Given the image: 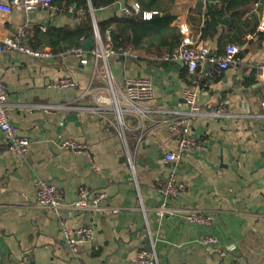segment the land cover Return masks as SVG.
I'll list each match as a JSON object with an SVG mask.
<instances>
[{
	"label": "crops",
	"instance_id": "obj_1",
	"mask_svg": "<svg viewBox=\"0 0 264 264\" xmlns=\"http://www.w3.org/2000/svg\"><path fill=\"white\" fill-rule=\"evenodd\" d=\"M86 1L97 25L124 15L123 7L136 2L117 0L94 8L91 0ZM197 1L175 0L173 25L187 24L199 42L223 53L239 21L224 14L216 31L208 32L210 5L199 12ZM54 4L58 7L54 12L38 8L25 13L16 8V15L13 11L0 17V36L12 35L26 23L32 45L40 26L75 27L85 18V13H78L85 10L82 4L60 5L56 0ZM212 5L219 8L221 0ZM249 8L242 21L252 22L256 29L236 42L242 46L240 64L213 77L200 71L195 75L200 77L199 103L213 110L223 101L226 115L196 117L192 135L204 142V148L188 151L176 162L165 161L164 153L176 149L169 131L172 111L187 107L184 89L191 78L183 62L121 53L109 59L118 84L127 76H142L150 78L154 88L153 98L145 103L152 112L126 116L122 132L111 110L107 83L94 75L92 60L83 64L68 51L44 60L19 52L0 54L11 123L31 141L28 154L18 157L7 150L0 131V264H135L137 252L151 242L160 264H264V82L254 73V66L264 62V34L246 39L257 32L264 0ZM131 27L122 29L129 48ZM65 77L77 85L59 88L56 82ZM45 105L55 108L46 112ZM94 108L101 110L93 112ZM64 139L86 143L88 153L62 148ZM171 171L187 188L175 198H165L155 186ZM39 179L60 188L66 203L77 200L81 185L93 193L105 191L107 210L42 208L37 203ZM163 203L175 209L174 215L160 216ZM189 209L211 214L214 220L190 223L185 219ZM62 220L69 229L82 225L95 229L77 257L65 242ZM206 237L217 242L204 244Z\"/></svg>",
	"mask_w": 264,
	"mask_h": 264
},
{
	"label": "built area",
	"instance_id": "obj_2",
	"mask_svg": "<svg viewBox=\"0 0 264 264\" xmlns=\"http://www.w3.org/2000/svg\"><path fill=\"white\" fill-rule=\"evenodd\" d=\"M207 4L209 0H202ZM15 8L29 13L38 8L56 11L58 7L54 0H0V17L4 18L10 15ZM71 11H74L70 8ZM140 5L135 2L132 6H125L122 9L124 15L131 16L139 13ZM80 16L85 10H78ZM156 11L144 12V19H150ZM94 22V21H93ZM41 30L46 31V26H40ZM182 34V41L179 45L169 52L154 55L157 59H165L175 62H183L186 65L187 72L191 78V84L184 89V100L186 109L182 111H172L173 117L169 124V131L176 142V149L167 150L164 153V160L167 162H176L182 158L186 152L191 150H202L204 142L196 139L192 135V122L199 116L222 117L226 115L225 104L222 101L220 106L213 110H206L199 103L198 81L200 77L195 75L200 71L204 76L213 77L215 73L221 72L227 68L237 67L241 62L242 46L237 43H230L223 53L213 50L209 45L201 43L191 35L187 24L181 23L179 26ZM28 25L25 23L20 26L12 35L0 36V54L4 52H19L36 59L53 58L54 53L50 48H35L28 41ZM95 46L89 51H85L82 46L74 47L68 51L80 58L81 63L87 64L89 60L93 61L95 67L94 75L100 76L107 83V90L110 94L109 100L111 110L115 116L116 126L120 127L122 132L125 127L126 116L136 117L148 116L152 110L145 105L154 96L153 83L150 78L142 76H127L122 84H118L109 67V59L121 53L124 56H137L131 48L124 43L114 44L111 31L108 29L104 35L101 34L98 25L94 22ZM264 34V16L261 17L257 32L248 34L246 39H254L257 34ZM67 53V54H68ZM210 67L204 72L205 66ZM101 68V70H100ZM254 73L257 79L264 82V62L254 66ZM59 88L75 87L76 81L69 77L62 78L56 82ZM7 92L3 80L0 78V131L6 138L7 150L18 157H25L30 150V138L22 135L19 128L11 123L10 115L7 109ZM264 107V103H262ZM46 112H51L55 106H43ZM101 108H94L93 112H99ZM123 135V133H122ZM61 147L71 150L76 154H87L88 146L86 143L76 139H64ZM37 186V203L42 208H51L59 211L63 207H69L74 210H94L103 212L107 210L104 201L108 194L105 191L93 193L86 185L78 188V198L74 202L66 203L65 197L60 188L50 182L39 179ZM159 194L165 198H175L182 194L187 184L178 178L175 171H171L167 179L155 186ZM174 210L169 208L166 203L159 208L160 216H172ZM117 211V209H113ZM185 219L194 224H210L214 216L204 213L198 209H189L185 212ZM63 236L70 250V253L77 257L83 246L90 242L95 234V229L91 225H82L74 229H69L65 221L61 222ZM217 242L214 237H206L204 244ZM135 264H160V259L155 250L153 242L150 246L140 249L134 259Z\"/></svg>",
	"mask_w": 264,
	"mask_h": 264
},
{
	"label": "trees",
	"instance_id": "obj_3",
	"mask_svg": "<svg viewBox=\"0 0 264 264\" xmlns=\"http://www.w3.org/2000/svg\"><path fill=\"white\" fill-rule=\"evenodd\" d=\"M60 5L65 3L82 4L85 7V18L75 27L49 25L45 32L37 31L32 45L35 48L49 46L54 54L67 52L70 49L82 46L86 39L94 38V22L86 0H56ZM94 8L112 5L117 0H91ZM258 0H221L219 8L209 6L211 22L205 30L211 33L216 31L218 18L229 14L232 19L238 20L236 34L232 43L240 42L247 32H254L252 22L242 21V17L250 9V5ZM140 5V12L131 16H114L99 21L98 25L102 35L109 29L114 44L124 43L122 29L130 24L131 39L130 48L137 55L154 56L171 51L182 41V34L178 26L173 25L176 16L172 13L175 0H136ZM156 11L150 19H144L143 13ZM214 33V32H213Z\"/></svg>",
	"mask_w": 264,
	"mask_h": 264
},
{
	"label": "water",
	"instance_id": "obj_4",
	"mask_svg": "<svg viewBox=\"0 0 264 264\" xmlns=\"http://www.w3.org/2000/svg\"><path fill=\"white\" fill-rule=\"evenodd\" d=\"M214 1H216V0H209V1H208V4H209V5H212V4L214 3ZM204 5H205V4H204V2H203L202 0H198L197 3H196L195 8H196V10H198L199 12H203V7H204ZM13 11H14L13 14L16 15V13H17V9L15 8ZM91 11H93V10H91ZM206 13H209V10H208V11L206 10ZM222 21H225V22H226V20H222ZM94 22H95V24L97 25V22L95 21V19H94ZM94 46H95V38L86 39V40L83 42V44H82L83 49H84L85 51H87V52H89Z\"/></svg>",
	"mask_w": 264,
	"mask_h": 264
}]
</instances>
